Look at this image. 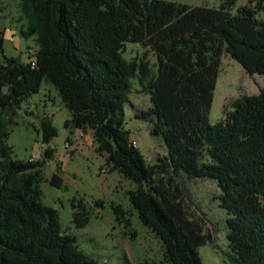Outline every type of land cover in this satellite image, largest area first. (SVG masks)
Returning a JSON list of instances; mask_svg holds the SVG:
<instances>
[{
    "label": "trees",
    "instance_id": "trees-1",
    "mask_svg": "<svg viewBox=\"0 0 264 264\" xmlns=\"http://www.w3.org/2000/svg\"><path fill=\"white\" fill-rule=\"evenodd\" d=\"M21 4L28 20L21 35L35 37L38 51L32 68L6 57L0 44V264H101L79 250L59 211L43 201L45 162L15 159L7 144L10 117L44 81L70 112L64 127L91 131L110 171L136 186L133 208L168 263L204 264L200 249L211 240L182 205L176 177L183 174L220 189L215 200L227 216L229 264H264V90L236 100L217 124L209 121L224 53L249 76L264 77V21L257 18L264 0L239 8L236 0L215 8L165 0ZM128 44L144 50L142 57L127 60ZM135 78L152 103L136 118L151 123V135L167 148L155 165L124 127ZM42 126L49 145L58 130L50 121ZM83 212L74 214L78 228L89 224Z\"/></svg>",
    "mask_w": 264,
    "mask_h": 264
},
{
    "label": "rangeland",
    "instance_id": "rangeland-1",
    "mask_svg": "<svg viewBox=\"0 0 264 264\" xmlns=\"http://www.w3.org/2000/svg\"><path fill=\"white\" fill-rule=\"evenodd\" d=\"M192 7L215 8L224 0H165ZM250 0H236V8L249 6ZM235 8V9H236ZM264 21V11L257 16ZM28 20L22 11L21 0H0V44L4 54L27 64L38 51L35 37H24ZM140 47L126 46L124 57L131 61L141 58ZM156 70L157 59L148 56ZM129 103L125 106V130L147 164L155 165L158 158L167 157L161 137L151 135V123L136 115L152 108L149 92H142L139 79H131ZM264 90V77L249 76L243 67L224 53L220 74L209 116L212 125L220 122L232 110V104L245 96L258 95ZM70 112L63 105L57 89L43 82L39 94L28 98L17 113L10 117V136L7 144L14 158L33 162L44 161L42 169L43 201L60 213L65 232L77 240L79 250L101 264H170L164 257L160 239L144 227L131 203L136 186L118 172H111L106 156L98 153L91 131L78 132L64 127ZM50 121L58 137L49 145L42 142L43 123ZM51 150L52 158L46 156ZM59 180V185L54 178ZM179 197L191 219L196 221L210 242L200 249L204 264H229L226 240V214L215 200L221 191L211 180H189L176 177ZM84 211L89 224L78 228L74 214Z\"/></svg>",
    "mask_w": 264,
    "mask_h": 264
},
{
    "label": "built area",
    "instance_id": "built-area-1",
    "mask_svg": "<svg viewBox=\"0 0 264 264\" xmlns=\"http://www.w3.org/2000/svg\"><path fill=\"white\" fill-rule=\"evenodd\" d=\"M28 63L31 65L32 68H34L36 66L35 57L30 59ZM78 132H83V131H78ZM131 144L133 145V147L137 148L138 142L134 141V140H131ZM33 161H34L33 159L30 160V162H33Z\"/></svg>",
    "mask_w": 264,
    "mask_h": 264
}]
</instances>
